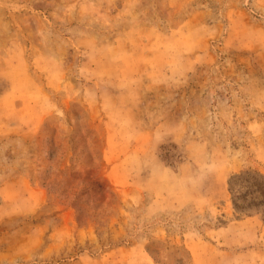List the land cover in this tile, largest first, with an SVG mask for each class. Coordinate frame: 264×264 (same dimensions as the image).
Segmentation results:
<instances>
[{"label": "rangeland", "instance_id": "obj_1", "mask_svg": "<svg viewBox=\"0 0 264 264\" xmlns=\"http://www.w3.org/2000/svg\"><path fill=\"white\" fill-rule=\"evenodd\" d=\"M261 175L264 0H0V264H264Z\"/></svg>", "mask_w": 264, "mask_h": 264}, {"label": "trees", "instance_id": "obj_2", "mask_svg": "<svg viewBox=\"0 0 264 264\" xmlns=\"http://www.w3.org/2000/svg\"><path fill=\"white\" fill-rule=\"evenodd\" d=\"M261 177L262 181L259 180V178H254L255 182L258 183L255 185V189L250 188L247 191L234 196V198H236L234 201L235 207L237 209L245 212L253 208L264 206V177L262 175ZM238 179H241V177H238ZM229 185L230 191L234 193L233 189L231 188V182H229ZM237 200L240 202L237 203Z\"/></svg>", "mask_w": 264, "mask_h": 264}]
</instances>
